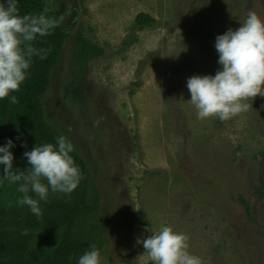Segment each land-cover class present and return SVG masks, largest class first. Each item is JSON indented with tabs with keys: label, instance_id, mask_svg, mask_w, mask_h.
I'll use <instances>...</instances> for the list:
<instances>
[{
	"label": "rangeland",
	"instance_id": "obj_1",
	"mask_svg": "<svg viewBox=\"0 0 264 264\" xmlns=\"http://www.w3.org/2000/svg\"><path fill=\"white\" fill-rule=\"evenodd\" d=\"M45 1L71 36L82 26L104 49L79 69L66 40L42 105L98 188L107 264H147L137 240L162 225L203 264H264V97L201 120L187 88L221 69L218 35L249 11L264 20V0ZM140 11L155 22L138 28Z\"/></svg>",
	"mask_w": 264,
	"mask_h": 264
},
{
	"label": "clouds",
	"instance_id": "obj_2",
	"mask_svg": "<svg viewBox=\"0 0 264 264\" xmlns=\"http://www.w3.org/2000/svg\"><path fill=\"white\" fill-rule=\"evenodd\" d=\"M47 12L45 8L39 15L21 16L16 0H7V6L0 3V99L19 90L33 56L46 58L47 53L35 48L32 42L38 35H48L59 26L60 21L48 17ZM215 49L221 69L214 76L188 78L189 102L195 107L198 119L217 117L228 121L248 111L252 107L249 101L257 95L264 97V20L255 11H249L239 28L228 29L216 37ZM10 102L18 103L17 97L12 95ZM12 147L11 139L0 146V164L5 166L3 179L19 183L17 190L23 195L17 204L27 205L38 218L43 215L40 201H47L49 190L71 193L79 185L82 174L70 155L73 145L64 136L57 138L56 145L46 143L25 151L30 164L26 170H14V157L9 150ZM22 234L26 235L27 230ZM188 240L185 233L162 225L137 243L143 244L154 264H203L199 256L188 251ZM78 264H107V258L93 244L79 257Z\"/></svg>",
	"mask_w": 264,
	"mask_h": 264
},
{
	"label": "trees",
	"instance_id": "obj_3",
	"mask_svg": "<svg viewBox=\"0 0 264 264\" xmlns=\"http://www.w3.org/2000/svg\"><path fill=\"white\" fill-rule=\"evenodd\" d=\"M16 2L21 16L39 15L47 8L46 15L59 20L45 0ZM0 3L7 6V0H0ZM154 22L155 18L143 11L134 18V25L138 28ZM70 38L73 42L72 62L79 69H84L91 60L104 54V49L85 35L84 27L80 26L71 36L60 22L48 35H38L32 42L35 48L47 53L46 58L33 56L19 90L0 99V146H5L9 139L13 141L9 150L13 153L14 170L30 167L25 151L46 143L56 145L57 138L63 136L46 120L42 96L48 86L50 72L61 58L65 41ZM12 95L17 97L18 103L10 102ZM70 155L80 169L82 179L71 193L49 190L47 201H40L43 215L39 218L27 205L17 204L23 195L17 190L19 183L4 180L5 166L0 164V264H78L79 257L89 251L91 245L102 250L104 238L98 224V188L91 180L84 159L75 149ZM29 194L37 198L34 193ZM243 204L249 212L248 205ZM25 230L26 235L22 234Z\"/></svg>",
	"mask_w": 264,
	"mask_h": 264
}]
</instances>
